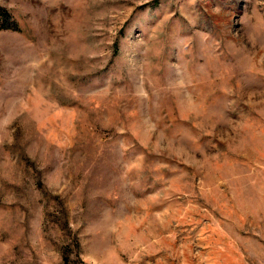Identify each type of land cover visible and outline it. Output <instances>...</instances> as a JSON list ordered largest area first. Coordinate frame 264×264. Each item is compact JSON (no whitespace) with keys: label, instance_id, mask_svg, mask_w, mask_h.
<instances>
[{"label":"rangeland","instance_id":"1","mask_svg":"<svg viewBox=\"0 0 264 264\" xmlns=\"http://www.w3.org/2000/svg\"><path fill=\"white\" fill-rule=\"evenodd\" d=\"M0 264H264V0H0Z\"/></svg>","mask_w":264,"mask_h":264},{"label":"trees","instance_id":"2","mask_svg":"<svg viewBox=\"0 0 264 264\" xmlns=\"http://www.w3.org/2000/svg\"><path fill=\"white\" fill-rule=\"evenodd\" d=\"M1 28H13V29H18L16 24H10L6 20L2 25H0Z\"/></svg>","mask_w":264,"mask_h":264}]
</instances>
